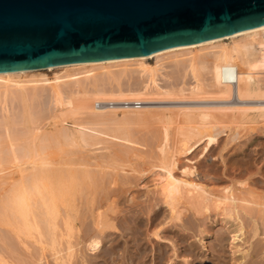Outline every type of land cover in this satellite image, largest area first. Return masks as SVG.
I'll return each instance as SVG.
<instances>
[{
    "label": "bare ground",
    "instance_id": "6f19581e",
    "mask_svg": "<svg viewBox=\"0 0 264 264\" xmlns=\"http://www.w3.org/2000/svg\"><path fill=\"white\" fill-rule=\"evenodd\" d=\"M211 99L217 105L221 104L195 106V102L205 101L207 104ZM157 101L194 102L192 107L165 110L170 111L173 117L174 114L183 116L185 124L173 118L178 124L180 135L173 146L169 144V127L167 124L163 126L162 143L159 142L161 158L159 162H154L152 170L148 169L151 171L149 176L153 185L161 195V201L163 199L161 204L168 207L170 220L166 223L173 222L175 225L174 222L182 221V217H190L187 212H192L195 218L204 217L208 220L211 213L216 211L214 213L218 218L221 217L220 223L224 228L232 223L230 234L233 235V240L243 239L244 244L247 243L250 239L245 238L248 236L246 227L247 234L253 237V228L248 229V223L245 227L246 217L251 216L255 221L260 219L253 217V213H264V194L257 195V191L247 188L239 189L236 186L238 183L239 186H246L248 183L236 181L235 178L222 190L209 187L207 178L198 173L196 158L200 154L205 156L219 142L220 134L226 131V126L217 128L219 123L215 114L240 115L242 120L238 123L242 125L253 124L247 119L250 113L264 118V25L197 44L170 47L149 55L0 72V111H3L0 115V189L3 191H0V223L3 224L8 219L6 224L11 228L4 231L5 228L0 226V264H80L79 259L84 256H79L84 253L81 245L85 246L86 243L82 247L94 255L100 251L104 240L101 238L107 227H100L95 232L92 229V233L87 230L82 240L81 236L79 240L76 239L77 235L74 241L77 231L72 223L66 221V231L58 230L56 220L59 218V210L61 211L58 203L69 202L76 192L75 187L85 185L83 181L86 179L98 182L103 170L111 169V177L117 183L120 181L119 176L127 177L121 175V172H138L140 175L142 170L139 171L136 167L110 166L108 158L111 157L113 145L124 142L128 148L142 146L132 140L121 125L115 128L110 125L112 122L120 124L121 119L127 115L143 114L147 109L146 104ZM47 120H51V123L48 124ZM47 126H51L53 130L46 129L42 134ZM246 127L248 133L244 132L251 134L250 137L255 131H260L255 125ZM237 130L239 127L229 128V139L226 142L232 144L231 142L239 139L237 135L242 132ZM50 139L60 146L78 148L83 157L85 154L89 160L71 163L66 161L63 164L61 161L58 163L42 157L46 150L43 142ZM198 149H201L199 155L196 154ZM76 151L77 149L75 153ZM182 156L187 159L186 163L181 162ZM62 164L68 166L67 170L66 166L65 170L59 167ZM78 180L82 185H78ZM152 208L155 210L154 205ZM149 217L155 225L152 235L157 240L167 238L168 230L164 229L165 225L163 227V220L166 218H160L157 210ZM102 224L105 223L102 221ZM255 228L257 229L256 225ZM80 229H83L82 225ZM248 230L252 231L248 233ZM19 232L32 241L28 240L27 243L22 240ZM208 232L207 234L210 233ZM224 233H218L217 240H223ZM81 234L82 231L79 235ZM20 244L25 246L26 251L22 250L23 253ZM32 246L36 250L34 253ZM257 246V249L254 246L252 253L255 258L264 254V244L258 242ZM163 255L159 257L161 260L158 264H161ZM173 262L175 260H172V264Z\"/></svg>",
    "mask_w": 264,
    "mask_h": 264
},
{
    "label": "rangeland",
    "instance_id": "374dc122",
    "mask_svg": "<svg viewBox=\"0 0 264 264\" xmlns=\"http://www.w3.org/2000/svg\"><path fill=\"white\" fill-rule=\"evenodd\" d=\"M211 101L214 102L215 100L213 99L208 100L207 104H205V101L204 103L203 101L198 102V103L195 102L196 103L195 106H201V104L202 106L204 105L206 106L210 104L212 106H219L221 104L218 101L220 104L217 105L218 103L214 102L216 104L215 105ZM159 102L160 101L151 102V103L146 104L147 109L146 111H143L144 113L141 115L130 114V115L124 116L123 119H121L120 124L116 123L117 124L116 125L115 122L114 124L112 122L111 123L112 125H110L111 128H115V127H118V125H121V127H123L125 131L127 132V134L129 135V137L132 138V140H136L137 142H139V144L141 143L142 146L135 145L136 148H128L126 146V143L119 142L118 145H113L110 150L111 157L109 156L110 158H108L109 159L108 161L111 164L108 163V161L106 162L110 164V166L115 164L116 166L115 165L114 166L118 168L119 167L120 168L136 167V169H138L139 171L144 170V172L141 171L143 175L141 173L139 175L138 172H132V173L121 172V175H127L128 178L124 176H119L120 179L119 178L118 179L120 181H118L117 183V181L115 182V180H113V178L111 177V173H112L111 169H106V170H103V173L102 171L100 172L99 179H98L99 181L96 183L90 179H86V181H83L84 183L81 182L85 184V185H82L80 184V181L78 180L79 181L78 185H82V186H77V188L75 187L74 192L75 190L76 192L74 196L71 197L69 202L59 201L60 203H58V207H59L58 209H61V211L59 210V218H57L56 220L57 221L56 223L58 225V230L60 232L66 231L65 222L67 221L70 224L72 223L71 225L72 226L74 225L77 231L75 232V235H74V239H73L74 241H76L75 238L77 237V235L78 237L76 239H78L79 236H81L80 238L82 240V237L84 236V232H87V230L89 233H92L91 232L92 229L95 232V231H99L101 228L107 227V229L104 230L105 235L101 238V239L104 238V240H102V247L100 251H98L97 254L95 255L91 254L89 250L88 252L87 248H84L86 246V243H85V246L84 244L83 245L80 244L81 245L80 248L81 250H83L84 253L81 251L83 254H81L80 252L81 255L79 256H83V255L84 256L80 257L79 263L80 264H158L159 260H161L159 259V257L161 258L162 255L164 254L163 255L164 258L161 264H170V262L172 264V260H175V263L173 262L174 264H187V262L188 264H247V262L248 264H264V254H261V256L259 255L260 258H258L259 256L255 258L252 255L254 248L255 247H256L255 249L258 248L257 246L258 242H260L261 244H264V232H263L264 231L263 230L264 221L262 219V216H264V213L262 212L255 211L253 213L254 215L253 217L260 218L259 219L260 221L258 219L257 221H255L254 218H252L251 216L246 217V219L247 218L248 219H247V222L245 221L246 222L245 227H246V224L248 223L247 224V226L249 227L248 229L253 228L252 230L254 231L248 230L249 231L248 233L252 231L251 234L253 237L251 238L250 234H247V227H246L245 229L246 236L247 235L248 236L245 238L249 237L248 239L250 240L245 239V240H248L247 243L245 244H244L243 239H239V241L233 240V237H232L233 235L230 234V230L233 228L232 223H230L226 228H224L223 225L220 223L221 217L218 218L217 214H215L216 211H213V213H211L212 216L210 215L209 219L208 220L206 219L207 221L205 220L204 217L195 218L192 216V212L191 214L190 212H187V214H189L190 217H186L188 215L186 216L182 215L184 216V218L182 217V221L174 222L175 225H173V222H170V224L166 223L167 221L170 220L169 219L170 215H168L169 210L167 206L165 207V205H163L164 203L161 204L163 199L161 201V195L157 191L155 186L153 185V181L151 180V177L149 176L151 174V171L148 169L152 170V166L155 163L159 162L161 158L162 152L160 151L159 146H160V143H162L161 141L163 139V126L167 124L166 126L169 127V135H170L169 144L173 146V144L177 142L178 138L180 137V135L178 134L179 130L177 128L178 124L175 121L179 120L181 121V124H185L183 123L185 119L183 116H176L174 114V117H173V115L171 116L170 111H165V110H177V108L179 109V107L181 108L182 106L192 107L194 106L193 105L194 102H185V101L183 103L182 102L181 103L180 102H160L159 103ZM1 112L3 111H0V115H1ZM218 115L215 114L216 117L214 116L219 123L217 124V128H226V127L227 128L225 132H222L220 134L219 142L215 146H213L205 156L200 154L201 149H198L196 151L197 155L200 154L196 158L197 159L196 166H197L199 175L205 179L207 178V183L209 187H212L215 189L217 188V190H222V188L224 189V187L231 184V179L235 178L236 181L241 180L243 182L248 183L246 186L242 184H240L239 186V183H238L236 186L239 189L247 188L255 192L257 191L256 192L257 195H263L264 194V121H263L264 118L255 116L252 113H250V115L247 116V119L252 121L253 123V124L250 123L249 125H255L257 126V130H260L258 132L255 131L254 134H252V136L250 137L251 134L250 135L247 134L248 131L246 130L247 129L246 126H248L249 128V125L248 124L242 125L238 123L242 120V117H240V115L239 116L231 115V114H227V115L218 114ZM236 116L237 118H239L238 121H237ZM173 118L175 121L173 120ZM47 121H48L47 122L48 124L51 123V120H47ZM234 121H236L238 124L235 123ZM44 123H46V121ZM235 127H239V130L237 131L241 130L242 133L240 135H237V138H239L238 140L231 142L232 144H230L229 142H226L229 139L228 138L229 137L228 135L230 134L229 128H235ZM18 128H21V127L19 126ZM46 129H52V128L51 126H47V128H44V130L41 133L44 134ZM244 131H246L247 133ZM158 138L159 139L161 138V139L159 140ZM43 144L45 145L44 147L47 151L45 150V152L42 154V157L45 156L48 159L49 158L52 159L53 161L56 160V162L58 161V163H60V161L61 163L64 164L66 163V161L68 162L70 161L69 163H71L73 161L82 162V161L89 160V157L86 156L85 154L83 157V153H81L78 148H76L77 151L75 153V150H76L75 148H72L69 146H63V145L60 146L58 145V143H55L51 139L48 141L45 140ZM59 154H60V157H59ZM189 157H192V155ZM181 162L186 163L187 159L182 156ZM63 164L59 167L64 169L66 165L64 166ZM67 168L68 166H66V170ZM121 177H123V179ZM140 178H143V179H140ZM0 191L1 193L3 192L1 189ZM116 196H119V197H116ZM111 200L113 202H111ZM68 204L69 205L71 204V205L69 206ZM153 205L155 207V210L160 212V218L161 217L163 219L166 218L165 220H163V227L165 225L164 229L167 228L168 232L166 236L167 238H165L164 240H157L156 237L152 235L153 234L152 232L154 231L153 227L155 225L151 221L152 216L151 217L149 216L153 215L155 211L153 210L154 208H152ZM150 208H152L153 211ZM62 209L64 212L62 211ZM73 209L75 211L78 210L76 211V215ZM64 213L66 214L64 215ZM257 213L259 216L261 215V217H258V215H255ZM141 214H144L145 216ZM191 216L194 220L191 218ZM74 217H75V221H74ZM184 219L185 220L187 219L186 220L187 224H185L186 221ZM246 219L244 218V220ZM251 219L253 221V225H252V221H249ZM3 220H4V217H3ZM78 220L79 221L81 220V221L79 222ZM101 220L105 224H102ZM160 220L161 219H159V222ZM261 220L263 224L261 223ZM6 221L8 222L9 220L6 219ZM6 221L4 220L5 223L2 222L3 224L0 223V226H2L1 228L3 229L5 228L4 231H7V229L8 230L11 229L9 228L10 226L7 227ZM188 222H190L191 224ZM202 223L204 224V226ZM59 225H61L62 228ZM81 225L83 229H80ZM255 225L257 226V229L255 228ZM110 226H115L116 228L110 227ZM260 226H262L263 228ZM206 228L207 230H205ZM61 229L63 230L61 231ZM122 229L124 230V232H122L123 231ZM221 230L225 231L226 233L222 232ZM81 231H82V234L79 235ZM203 231L205 232L209 231L210 233L208 232L209 234H207V232L204 233ZM201 232L203 234H201ZM19 233L21 235V239L23 238L22 240H25L27 243H29L28 240L30 242L32 241V239H30L29 237L27 238V236L24 235V233H21V232ZM218 233H224L223 240L221 241L217 240L219 239L218 236L216 237ZM214 234H215V237H214ZM20 245H21L20 247L23 248V249L21 248V251L22 250L26 251L25 246L23 244H20ZM33 247L34 246H32L31 249L34 253L36 250H35V247L34 248ZM23 251L21 253H23ZM244 253L247 254V256H243L245 255ZM176 254H177V257L175 256ZM187 258L188 260H186ZM251 258H252V261H251Z\"/></svg>",
    "mask_w": 264,
    "mask_h": 264
},
{
    "label": "water",
    "instance_id": "95a60500",
    "mask_svg": "<svg viewBox=\"0 0 264 264\" xmlns=\"http://www.w3.org/2000/svg\"><path fill=\"white\" fill-rule=\"evenodd\" d=\"M264 25V0H0V72L149 55Z\"/></svg>",
    "mask_w": 264,
    "mask_h": 264
}]
</instances>
